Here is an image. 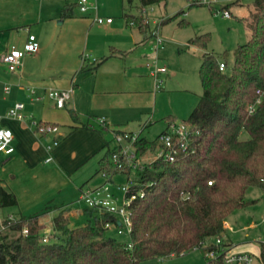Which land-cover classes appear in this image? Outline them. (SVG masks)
I'll return each mask as SVG.
<instances>
[{
  "label": "trees",
  "instance_id": "1",
  "mask_svg": "<svg viewBox=\"0 0 264 264\" xmlns=\"http://www.w3.org/2000/svg\"><path fill=\"white\" fill-rule=\"evenodd\" d=\"M126 1L131 9L138 2L142 12L167 2ZM233 4L223 7L230 11ZM252 5L245 19L252 35L235 50L231 74L226 72L227 62L214 53L203 56L199 69L203 94L183 121L199 135L192 137L186 150L179 151L174 162L155 160L137 173L135 189L144 190L145 196L131 205L129 242L109 237L106 224L118 226V220L106 212L86 209L85 224L71 227L63 205L56 207L62 211L53 219L57 237L51 243L42 242L40 215H16L6 231L15 236H0V264H141L197 249L206 256L216 248L213 243L208 248L203 244L223 238L228 218L251 203L246 198L250 188L264 190V0H252ZM194 6L205 5L192 0ZM77 7H65L62 18H73ZM123 17L128 25L145 32L144 19L130 14ZM210 39V34H204L190 39L188 45L206 50ZM220 62L226 65L224 71ZM259 96L262 103L250 114L248 108ZM70 116L80 125L73 130L91 129L75 111ZM166 122L170 125L175 119L168 117ZM161 135L154 141L139 140V158L156 151ZM110 154L108 149L100 159L97 174L108 171ZM17 205L15 194L0 184V209ZM223 246L230 243L224 239Z\"/></svg>",
  "mask_w": 264,
  "mask_h": 264
},
{
  "label": "crops",
  "instance_id": "2",
  "mask_svg": "<svg viewBox=\"0 0 264 264\" xmlns=\"http://www.w3.org/2000/svg\"><path fill=\"white\" fill-rule=\"evenodd\" d=\"M74 4H78V0H0V124L13 132L15 147L11 156L2 155L5 166L0 168V184L15 194L18 201L16 207L19 208L16 212L3 215L2 212L3 218L23 214L25 199L32 197L39 177L43 179L46 177L44 174H49L54 179L65 180L61 189L74 181L76 171L88 159L104 150L98 158L96 173L78 187V192L80 194L82 188L91 187V180L98 176L103 180L99 185L103 184L105 179L101 173L97 174L99 161L108 149L111 151L114 147L113 139L108 141L103 129L112 132V135L116 131L139 133L143 138L144 129L129 131L124 128L123 122L130 108L144 105L145 100H150L153 95L141 84L145 81L137 70L141 61L138 65L134 54L146 42L156 49L164 46V41L162 46H157V36L163 39L160 23L152 29L149 18L142 15L148 20L149 28L145 32L140 31L127 24L123 16L129 13L125 7L122 21L117 22L111 16L101 15L98 8L82 13L77 7L73 18L63 19L62 10ZM96 16L112 18L113 22L97 24L94 21ZM29 34L37 37L38 51L26 55L19 69L9 71L3 62L4 56L12 50H22ZM168 74L169 70L160 75L163 85V75ZM151 76L154 77L153 74ZM6 88L9 90L6 91ZM70 89L73 90L72 96L64 109L57 108L55 102L46 96L49 90ZM162 89L163 86L156 89L155 81V92ZM32 91L35 93L32 94ZM16 103L25 105L23 121L8 117L9 110ZM68 108L69 112L64 111ZM70 111L80 114L91 129L73 130L80 125L74 123ZM99 120H104L105 128ZM35 123H52L61 128V143L50 154L46 145L53 140V136H40ZM61 124L68 126L67 132L63 131ZM149 125L151 123L148 122L144 127ZM168 126L166 122L158 136ZM106 143H109L107 147ZM49 156L52 160L47 163ZM56 162L59 166H55ZM49 165L50 168H47ZM63 205V209L68 208L70 226L78 227L72 223L81 221L83 212L77 213L71 208V203L57 206ZM83 222L79 226H83ZM227 223L226 226L229 225ZM229 229L234 230L232 226ZM225 239L232 248L236 246L227 236ZM261 249L262 253L255 255L257 264H264V242Z\"/></svg>",
  "mask_w": 264,
  "mask_h": 264
},
{
  "label": "rangeland",
  "instance_id": "3",
  "mask_svg": "<svg viewBox=\"0 0 264 264\" xmlns=\"http://www.w3.org/2000/svg\"><path fill=\"white\" fill-rule=\"evenodd\" d=\"M95 4L101 15L111 16L116 22L122 21L121 16L123 15V7H125L129 14L144 19L146 29L149 28V25L147 24L148 20L144 17L149 18L152 29L156 27L157 23H160V36L165 42L164 46L156 49L151 43L146 42L134 54L138 65L140 61L141 65H143H140L137 69L145 80L141 84L148 89L147 91H151L153 95L150 100H145L144 105L136 109L130 108L129 112L125 114L126 120L123 122L126 130L137 131L144 129L142 137L152 141L156 140L157 136L164 130L166 118L171 117L175 119L176 123H181L188 119L192 110L198 104L203 94L199 69L204 54L214 53L218 60L226 61L228 64L226 72L231 74L235 50L239 45L246 44L252 35V31L245 20L253 10L252 0H240L231 5L230 18H225L222 13H217L214 8H210L207 5L191 7L192 0H167L166 3L147 7L143 13L138 2H136L135 8L132 9L128 6L126 0H96ZM223 6L227 5L223 4L215 8L216 10L227 9ZM169 19L171 20L167 21ZM163 21H165L164 24H162ZM204 34H210L211 36L206 50L187 44L188 40ZM156 67H165L169 70L168 75H163V89L158 92H155V78L151 76L156 71ZM171 73H174V75H170ZM64 111L69 112V108ZM78 115L81 119V115ZM81 121L86 123L87 120L81 119ZM148 122L151 125L144 127ZM61 125L63 131L67 132L68 126ZM103 130V134L106 137L108 136V141L111 142L114 135H112V132ZM52 141H49V144ZM103 154L104 150L96 154L95 157L88 159L76 171L74 181L61 189L60 187L64 185L65 180L54 179L49 174H44L46 177L43 179L39 177L40 181L38 178V182L33 188L32 197L25 199L23 215L26 217L41 215L40 223L43 226L41 231L43 243H51L57 237L53 228V219L58 215L59 211H62V209L56 210V207H59L57 205L71 203V208L77 213L88 209L84 203H78L77 199L80 196L78 187L96 173L98 158ZM3 160L4 158L0 155V168L5 166V162H2ZM155 160L156 152L154 151L148 152L140 158L143 166L151 165ZM57 165L59 166L56 162L55 166ZM50 166L47 168H50ZM102 181V177L98 176L96 179L91 180L90 186L99 185ZM128 182L127 176L122 174L116 175L114 178L116 186L127 184ZM58 184L60 186H57ZM115 193L121 199L118 204L121 207L124 194L117 191ZM246 198L251 203L229 217L227 224L232 226L234 230L230 231V226L227 225L221 240L224 243V239L227 236L236 245L232 248L233 253H251L258 256L262 253L261 248L264 242V190L261 188H250L247 191ZM64 209L68 210L67 207ZM18 210V207L4 208L1 213L3 212V215L10 211L16 212ZM81 217V221L73 222L72 224L79 226L82 221L85 224V217ZM109 230V237L120 242H129L130 236L124 229L110 228ZM4 234H8L10 237L15 236V234L9 232H1L0 236ZM214 242L215 239L212 241L208 240L205 242L204 247ZM141 264H207V260L203 250L197 249L185 255Z\"/></svg>",
  "mask_w": 264,
  "mask_h": 264
},
{
  "label": "built area",
  "instance_id": "4",
  "mask_svg": "<svg viewBox=\"0 0 264 264\" xmlns=\"http://www.w3.org/2000/svg\"><path fill=\"white\" fill-rule=\"evenodd\" d=\"M196 3L213 6L214 10L223 14L225 18H230L231 13L228 9L216 10V6L223 4L236 3L240 0H195ZM96 0H78V8L80 12L86 13L90 9L97 10ZM223 3V4H222ZM97 24H111L112 18H103L96 16L94 18ZM156 34V33H155ZM157 35V34H156ZM163 40L157 36V46H162ZM39 49V43L37 37L33 34H29L27 42L22 50H12L7 53L3 62L8 67L9 71H16L22 66V60L26 55L36 53ZM220 69L224 71L226 65L224 62H220ZM167 73L165 67H156V71L153 76L156 81V89H160L163 84V80L160 75ZM9 88H6L8 91ZM73 90H49L46 96L55 102V105L59 109H64L71 99ZM35 92L32 91V94ZM262 96H259L255 103L251 104L248 108L250 114H253L257 107L262 103ZM25 105L23 103H16L8 112V117L14 120L23 121L25 116L23 110ZM102 127L105 128L106 124L104 120H99ZM35 128L40 136H53V141L46 145V151L50 154L61 143L63 134L61 128L56 124H41L35 123ZM199 135L198 130H191L185 123H171L166 131L160 137V145L156 149V160H164L168 162H174L176 155L179 151H184L188 148V144L193 136ZM141 139L139 133H129L116 131L114 133L113 141L114 147L111 150L109 158L108 171H102L101 175L105 179V182L96 187H84L80 191L78 203H84L88 209L97 210L99 212H106L118 220V226L116 223H107L106 228H114L122 230L124 229L128 234L132 228V211L131 205L138 198L145 196L144 190H136L139 185L137 180V173L143 167L138 156L136 144ZM14 135L13 132L1 126L0 124V155L11 156L15 152L13 145ZM52 158L46 160L50 162ZM122 174L127 176L128 183L116 186L114 178L116 175ZM133 175V176H132ZM211 184V183H210ZM136 190V191H135ZM115 191L123 192L124 197L122 206L118 204L121 199L116 195ZM15 219L13 216L3 218L0 209V233L6 232L8 226ZM7 222V224L5 223ZM226 226V225H225ZM28 230L24 229L23 234H27ZM205 244H203L204 247ZM215 249H211L206 254L207 264H257V257L251 253H233L231 246H223V241L218 238L213 243ZM208 245L204 248H208Z\"/></svg>",
  "mask_w": 264,
  "mask_h": 264
}]
</instances>
